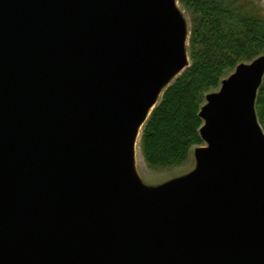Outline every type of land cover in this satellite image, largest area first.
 Here are the masks:
<instances>
[{
  "label": "water",
  "instance_id": "water-1",
  "mask_svg": "<svg viewBox=\"0 0 264 264\" xmlns=\"http://www.w3.org/2000/svg\"><path fill=\"white\" fill-rule=\"evenodd\" d=\"M187 58L177 0H0V264H264V55L206 95L191 174L134 171Z\"/></svg>",
  "mask_w": 264,
  "mask_h": 264
},
{
  "label": "trees",
  "instance_id": "trees-1",
  "mask_svg": "<svg viewBox=\"0 0 264 264\" xmlns=\"http://www.w3.org/2000/svg\"><path fill=\"white\" fill-rule=\"evenodd\" d=\"M191 11L190 66L165 89L142 131L149 167L183 163L191 146L204 144L199 110L204 96L240 63L264 55V0H178ZM264 131V76L255 99Z\"/></svg>",
  "mask_w": 264,
  "mask_h": 264
},
{
  "label": "rangeland",
  "instance_id": "rangeland-1",
  "mask_svg": "<svg viewBox=\"0 0 264 264\" xmlns=\"http://www.w3.org/2000/svg\"><path fill=\"white\" fill-rule=\"evenodd\" d=\"M177 7L179 8L184 24H185V53L187 58V64L186 66L180 70L174 77H172V79L166 84V86H170L173 84V82L181 75V73L190 66V55H189V38H190V32H191V11L187 8V7H183L177 0ZM252 62V61H251ZM250 63V62H248ZM234 71V70H233ZM232 71V72H233ZM230 72L228 75H226L222 81L226 78H228V76L232 73ZM219 84L218 87L212 89L209 93H216L219 91L220 86L222 84ZM164 93V92H163ZM162 93V94H163ZM207 93V94H209ZM206 94V95H207ZM205 95V96H206ZM203 99V104L204 105L206 103V99ZM162 95H160L158 97V100L160 102ZM158 105V104H157ZM146 124V122H145ZM145 124L143 126L140 127L139 129V138H138V144L137 147L134 148V158H133V167H134V171L138 177V179L140 180V182L143 184V186L145 187H150V188H154V187H160L163 185H166L170 182H174L179 178H183L189 174H191L196 168H197V159L195 156V150L199 147V146H191L189 148V152L187 155L186 160L179 164V165H174V166H169L166 168H158V169H154L148 166V164L146 163L143 154H142V147H141V138H142V131L143 128L145 126ZM206 144L204 143L203 146H205Z\"/></svg>",
  "mask_w": 264,
  "mask_h": 264
},
{
  "label": "bare ground",
  "instance_id": "bare-ground-1",
  "mask_svg": "<svg viewBox=\"0 0 264 264\" xmlns=\"http://www.w3.org/2000/svg\"><path fill=\"white\" fill-rule=\"evenodd\" d=\"M138 138H139V132H137V135H136V137H135L133 148H136V147H137V144H138ZM134 156H135V154H134Z\"/></svg>",
  "mask_w": 264,
  "mask_h": 264
}]
</instances>
